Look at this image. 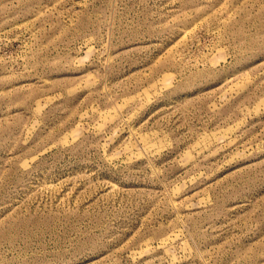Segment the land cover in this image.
I'll return each mask as SVG.
<instances>
[{
	"label": "rangeland",
	"instance_id": "obj_1",
	"mask_svg": "<svg viewBox=\"0 0 264 264\" xmlns=\"http://www.w3.org/2000/svg\"><path fill=\"white\" fill-rule=\"evenodd\" d=\"M0 264H264V0H0Z\"/></svg>",
	"mask_w": 264,
	"mask_h": 264
}]
</instances>
